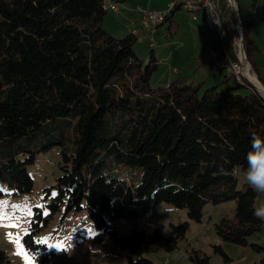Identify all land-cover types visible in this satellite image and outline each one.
Returning a JSON list of instances; mask_svg holds the SVG:
<instances>
[{
  "label": "trees",
  "instance_id": "obj_1",
  "mask_svg": "<svg viewBox=\"0 0 264 264\" xmlns=\"http://www.w3.org/2000/svg\"><path fill=\"white\" fill-rule=\"evenodd\" d=\"M113 1L0 0V198L32 191L29 165L39 153L61 149V172L45 187L43 208L33 207L26 249L37 264H50L55 249L38 244L37 233L58 212L63 218L86 209L94 240L103 242L108 232L126 253V261L111 264H158L146 253L175 250L188 221L173 224L175 235L136 223L128 233L107 225L143 218L163 201L200 221L205 204L235 200V216L220 218L215 230L224 240L249 244L264 222L253 215L259 193L241 188L237 171L247 166L250 133H264V95L232 72L224 81L235 76V85L218 83L202 93L180 80L152 86L154 51L148 63L136 54L139 36L130 21V32L120 37L103 27L109 10L131 9L118 1L114 11L108 6ZM178 8L166 21L173 22ZM241 18L249 45L255 19ZM216 249L229 259L221 246ZM189 258L211 264L199 250ZM8 261L0 247V264ZM249 264H264V257Z\"/></svg>",
  "mask_w": 264,
  "mask_h": 264
},
{
  "label": "rangeland",
  "instance_id": "obj_2",
  "mask_svg": "<svg viewBox=\"0 0 264 264\" xmlns=\"http://www.w3.org/2000/svg\"><path fill=\"white\" fill-rule=\"evenodd\" d=\"M236 1L240 18L255 19L249 26V36L253 40L249 45H246V41L242 39L240 27L242 26L243 30V24L241 22V26H238L236 10H232L231 15L230 12L228 14L231 35L228 37L227 32L223 40L218 36V28L214 27L213 30L206 23L203 13L198 14L199 20H194L192 12L182 8L175 11L173 22L166 21L155 32L156 44L149 45L147 39L138 40L134 45L136 54L148 63L151 59L150 50L153 49L157 60V67L150 78L151 85L165 86L172 81L180 80L198 85L199 93L218 83L221 84L220 87L235 85L234 75L224 81L225 75L229 72L221 70L214 73L211 70L209 51L212 48L219 51L220 47H223V50L224 47L236 50V45L232 41L234 34H237L240 35L242 42L241 49L245 51V61L251 67L248 71L253 75L255 73L256 76L253 81L249 76L237 81L243 85L246 82L252 84L264 95V82L261 80L264 79V0ZM122 3L131 9L122 10L120 13L109 10L103 22V27L107 31L119 37L130 32L126 26L127 22L138 20L137 11L134 9L138 5L148 7L140 0H122ZM231 37V41H227L226 44V39L229 40ZM246 66L248 67L247 63ZM174 67L177 71L173 70ZM257 80L261 82V86ZM246 88L241 86L238 90L242 91ZM60 161L61 149L57 145L39 153L36 161L28 167L34 178L32 191L18 196L8 193L0 198V217H4L0 219V247L9 255V261L4 264H29L28 258L36 261L26 249L23 237L28 230L33 207L43 203L45 187L54 184L61 172ZM131 169L135 171L134 168ZM237 180L241 188L246 185L243 181V169L237 171ZM261 204H264V194H259L257 198V207ZM29 212L32 214L30 215ZM203 212L204 216L200 221L193 220L189 218L185 207L163 201L152 208V215L149 217L115 218L109 220L107 226L116 228L120 233H128L136 223L138 228H143L147 232L159 227L165 235H175L177 230L173 224L178 225L188 221L186 234L184 237H179L178 247L175 250L146 253L158 264H191L189 254L194 249L210 255L211 264H249L264 257V249L257 250L251 245V242H257L264 247V224L261 230L249 236V244L227 241L217 234L215 223L223 216H235V200H225L218 204L209 202L205 204ZM62 214V212L56 213L51 222L37 233L39 240L48 238L53 244L63 241L69 246L68 249L51 246L50 248H54L55 252L50 255V264H111L127 260L126 253L114 245L108 232L105 233L103 242L94 240L96 229L89 220L86 209L78 212L69 211L63 218ZM9 225L18 226L9 227ZM216 246H221L229 259H226Z\"/></svg>",
  "mask_w": 264,
  "mask_h": 264
},
{
  "label": "built area",
  "instance_id": "obj_3",
  "mask_svg": "<svg viewBox=\"0 0 264 264\" xmlns=\"http://www.w3.org/2000/svg\"><path fill=\"white\" fill-rule=\"evenodd\" d=\"M178 3H185V5L192 7V16H195L196 18L198 17L199 13H203L211 29H213V22H221L228 32V37L231 35L228 14L230 12L231 15V11L235 10V8L238 7V5H234V3L237 4L236 0H171L168 3L167 7L162 9H148L143 8L141 5H139L138 7H136V9L141 12L139 20H131L129 23H127V25H134L130 30L131 32L139 36V40L147 39L149 45L156 44V29L166 21V18L169 16L173 9L178 8ZM108 6H110L114 11L120 10V5L113 4V2L108 3ZM136 22L138 23L135 26ZM237 23L239 26V17H237ZM234 35L235 36L232 42H234V45H236V50L224 47V52H217V50L212 48L210 68L214 73L225 70L229 72V74H231V69H238L239 77L235 78L240 79L243 77H248V75L246 74L249 71L246 69V63L242 60V42L240 39V35ZM230 39H232V37ZM227 41L228 39H226V44ZM173 70L177 71L176 68H174Z\"/></svg>",
  "mask_w": 264,
  "mask_h": 264
},
{
  "label": "clouds",
  "instance_id": "obj_4",
  "mask_svg": "<svg viewBox=\"0 0 264 264\" xmlns=\"http://www.w3.org/2000/svg\"><path fill=\"white\" fill-rule=\"evenodd\" d=\"M251 147L246 154V168L243 181L253 191L264 194V133H250ZM253 215L264 222V204L255 207Z\"/></svg>",
  "mask_w": 264,
  "mask_h": 264
},
{
  "label": "bare ground",
  "instance_id": "obj_5",
  "mask_svg": "<svg viewBox=\"0 0 264 264\" xmlns=\"http://www.w3.org/2000/svg\"><path fill=\"white\" fill-rule=\"evenodd\" d=\"M113 4H118V3H116L115 1H113ZM234 5L236 6L237 4L236 3H234ZM178 7H181L182 9H186L187 11H191L192 12V7H189L188 5H185V3H178ZM214 27H217L218 29V34H219V37L222 39L223 37H225V35H226V33H227V30L225 29V27H224V25L221 23V22H213V28ZM214 30V29H213ZM223 48V47H222ZM221 50H223V49H221ZM220 50V51H221ZM244 50V49H243ZM242 49H241V53H242V60L245 62V63H247L248 64V67L246 66V69L247 70H249L251 67H250V65H249V63L248 62H246L245 61V51H243ZM220 51H217V52H220ZM221 52H224V50L223 51H221ZM211 56H212V49H210V51H209V57L211 58ZM247 58V57H246ZM231 72L232 73H234L235 74V76L236 77H239V70L238 69H231ZM246 75H248L249 76V78H251L252 79V81H253V79H255V73H254V75L249 71ZM242 78H240V79H238V80H241ZM257 79V78H256ZM245 81V80H244ZM257 82H258V84L261 86V82H259L258 80H257ZM259 85H256V86H259ZM149 215H151V210H149L148 211V213H147V216H149Z\"/></svg>",
  "mask_w": 264,
  "mask_h": 264
},
{
  "label": "crops",
  "instance_id": "obj_6",
  "mask_svg": "<svg viewBox=\"0 0 264 264\" xmlns=\"http://www.w3.org/2000/svg\"><path fill=\"white\" fill-rule=\"evenodd\" d=\"M118 1H122V0H118ZM170 1L171 0H140V2H142L143 5L148 6V7H145V8H148V9H162V8H165V7H167V5H168V3ZM137 16H138V20H139V14L138 13H137ZM193 17H195V16H193ZM193 19L194 20H199V16L197 18L195 17ZM204 19H205V21L207 23V20H206L205 16H204ZM162 25L163 24H161L160 26H162ZM160 26L158 27L157 31L159 30ZM223 72H225V71H223ZM223 72H221V74H223ZM221 74H217V75H221Z\"/></svg>",
  "mask_w": 264,
  "mask_h": 264
},
{
  "label": "snow or ice",
  "instance_id": "obj_7",
  "mask_svg": "<svg viewBox=\"0 0 264 264\" xmlns=\"http://www.w3.org/2000/svg\"><path fill=\"white\" fill-rule=\"evenodd\" d=\"M53 195H55V193H53ZM37 208H43V205H37ZM29 214L31 215L32 213L29 212ZM4 217H0V219H3ZM18 225H9V227H17ZM38 244H45L48 245L49 247L51 246H56L59 249H68V245H66L63 241H57L55 244L51 243V241L48 238H44L43 240L37 241ZM26 258H28L26 256ZM29 259V264H36V261L28 258Z\"/></svg>",
  "mask_w": 264,
  "mask_h": 264
},
{
  "label": "water",
  "instance_id": "obj_8",
  "mask_svg": "<svg viewBox=\"0 0 264 264\" xmlns=\"http://www.w3.org/2000/svg\"><path fill=\"white\" fill-rule=\"evenodd\" d=\"M235 10L237 11L238 17L240 18V13H239V9H238V7H236ZM241 22H242V20H241V18H240V26H241ZM240 29H241V33H242V39H244V37H243L242 26L240 27ZM262 91H263V90H262Z\"/></svg>",
  "mask_w": 264,
  "mask_h": 264
}]
</instances>
